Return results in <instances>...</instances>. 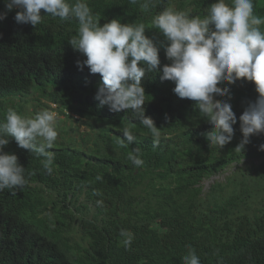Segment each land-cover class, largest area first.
<instances>
[{
    "label": "trees",
    "instance_id": "16d2710c",
    "mask_svg": "<svg viewBox=\"0 0 264 264\" xmlns=\"http://www.w3.org/2000/svg\"><path fill=\"white\" fill-rule=\"evenodd\" d=\"M87 2L100 25L113 18L144 23L146 36L166 44L152 26L155 14L173 6L202 16L213 0H161L149 12L130 0ZM15 12L0 21V122L8 108L24 117L51 108L66 120L56 125L52 174L13 138L4 148L17 155L29 182L0 191V264H183L188 245L200 264H264V134L235 150L242 139L239 117L258 95L254 83L241 78L220 85L230 89L237 122L233 139L218 149L208 144L212 125L194 101L174 94V83L159 72L146 74L145 115L161 132L154 147L130 110L116 113L99 105L101 77L77 67L86 57L68 42L77 34V20L61 21L41 9L43 21L33 28L17 24ZM254 13L264 18V0H254ZM163 44L160 68L169 63ZM124 127L136 135L127 148L118 143ZM132 148L141 150L142 166L128 159ZM232 163L233 171L204 188V180ZM121 229L134 234L127 250Z\"/></svg>",
    "mask_w": 264,
    "mask_h": 264
},
{
    "label": "clouds",
    "instance_id": "9594fccd",
    "mask_svg": "<svg viewBox=\"0 0 264 264\" xmlns=\"http://www.w3.org/2000/svg\"><path fill=\"white\" fill-rule=\"evenodd\" d=\"M130 3L139 4L143 12H149L161 0H130ZM4 7L0 21L15 9V22L33 28L43 21L41 9L61 21L77 20V34L68 42L86 57L76 61L77 67L83 70L87 66L91 74L98 73L101 77L95 93L99 105L116 113L130 110L148 129L154 147L159 144L161 132L153 119L145 115L148 95L142 78L157 72L162 80L174 83L172 91L179 98L194 101L212 125L206 140L218 149L233 139V125L237 122L229 103L230 89L220 85L225 82L232 85L241 78L253 82L258 95L239 117L242 139L235 150L241 152L251 136L264 134V30L261 29L264 18L254 13V0H213L202 16L193 15L190 9L166 6L152 19L153 28L163 35L166 44L146 36L144 23H121L120 18H113L100 25V15L93 13L87 0H4ZM162 44L169 63L160 68L158 52ZM224 97L227 99H218ZM57 120L58 114L52 110L24 117L8 108L0 122V191L20 189L29 182L17 155L4 151L10 137L18 147L42 158L43 169L52 174L55 153L50 149L58 137ZM121 131L124 139L120 138L118 143L127 148L136 135L128 127ZM260 150H264V144ZM140 152L139 148H132L128 153L133 166L144 164ZM235 164H228L224 171L235 169ZM220 173L206 179L207 185ZM103 179L101 175L96 177L98 181ZM93 195L99 197L102 193L94 190ZM96 203L102 206L103 200ZM120 236L123 247L129 249L134 234L121 229ZM187 248L183 264H200L194 248L191 245Z\"/></svg>",
    "mask_w": 264,
    "mask_h": 264
},
{
    "label": "rangeland",
    "instance_id": "374dc122",
    "mask_svg": "<svg viewBox=\"0 0 264 264\" xmlns=\"http://www.w3.org/2000/svg\"><path fill=\"white\" fill-rule=\"evenodd\" d=\"M52 108H55L54 107V105H52L51 106ZM32 108H30L29 110H31ZM47 110H51V108L49 109V108H47ZM53 111V110H52ZM56 112V111H55ZM57 113V112H56ZM74 118H77V117H74ZM65 116H63V115H61V114H58V120H57V123L59 122V120H60V124H63L64 122H65ZM74 124H76V125H80V130H85L86 129V127L83 125V124H81L80 122H77V121H74L73 122ZM234 170V168H231L230 170H227V171H224V172H222V173H220V175H217L216 177L218 178V177H220V179L222 180V179H224L225 177H226V175H228L231 171H233ZM209 183V180H206L205 182H204V188H208V184Z\"/></svg>",
    "mask_w": 264,
    "mask_h": 264
}]
</instances>
